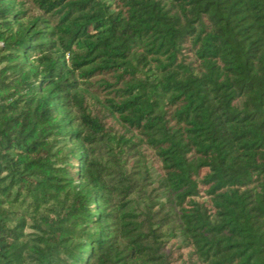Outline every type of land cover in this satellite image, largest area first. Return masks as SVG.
I'll use <instances>...</instances> for the list:
<instances>
[{"label": "trees", "instance_id": "1", "mask_svg": "<svg viewBox=\"0 0 264 264\" xmlns=\"http://www.w3.org/2000/svg\"><path fill=\"white\" fill-rule=\"evenodd\" d=\"M0 264H264V0H0Z\"/></svg>", "mask_w": 264, "mask_h": 264}, {"label": "rangeland", "instance_id": "2", "mask_svg": "<svg viewBox=\"0 0 264 264\" xmlns=\"http://www.w3.org/2000/svg\"><path fill=\"white\" fill-rule=\"evenodd\" d=\"M27 232H30V229H27Z\"/></svg>", "mask_w": 264, "mask_h": 264}]
</instances>
